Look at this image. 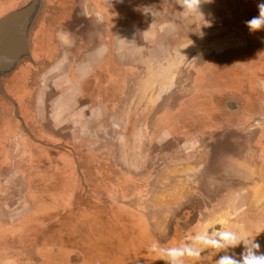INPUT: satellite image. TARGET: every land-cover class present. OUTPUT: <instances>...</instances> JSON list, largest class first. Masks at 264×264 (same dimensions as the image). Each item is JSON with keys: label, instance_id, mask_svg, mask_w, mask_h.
<instances>
[{"label": "crops", "instance_id": "crops-1", "mask_svg": "<svg viewBox=\"0 0 264 264\" xmlns=\"http://www.w3.org/2000/svg\"><path fill=\"white\" fill-rule=\"evenodd\" d=\"M65 1H72V10L65 20H59L56 27L57 30H66L60 40L61 47H58V53L63 54L59 57L47 55L43 66L37 68L41 70L39 78L28 82L29 86L30 83L35 85L32 94L35 95H30L29 100L42 101L39 107L36 104L38 112L35 113V123L40 125L46 121L42 128L44 124L50 125L52 135L61 130L62 135L74 140L80 136V129L76 126L78 123L73 128L65 117L58 120L54 116L62 107L68 110V107L86 105L82 115L92 126L88 129L89 133L99 132L109 141L111 133L110 129L107 131L108 125L116 121L121 124L124 116L129 117L131 123L132 117L139 116L134 110L154 108L177 87H185L184 78L189 76L191 62L202 60L204 64L201 69L208 70L201 76L196 67V78L192 81L191 89L186 87L184 90L191 93L195 100L186 99L180 104L178 112L164 111L154 118L149 125H155V129L147 130L142 139L146 143L147 153L138 155L149 157L159 136L163 134L169 137L160 138L164 142L159 154H152L154 165L151 171H147L153 174L152 183H161L159 189L164 190L168 186L170 190L169 199L165 196L162 202L172 210L169 219L191 223L182 231L178 227L171 230V238L161 247L162 256H158L155 263L166 264L164 252L171 249H179L183 253L184 264H217L226 255L242 261L247 251L243 241L219 249L215 245L198 244L195 238L207 234L211 242L219 239L225 231L247 236L246 210L264 205V161L258 159L264 157V71L260 75H252L250 69L246 71L252 65L260 68L257 62L264 61V56L248 57L249 62L244 55H235V51L248 46L252 40L264 42V30L253 32L248 25H239L246 15L245 0L202 3L201 11L205 19L212 21L210 27L200 26L202 22L206 23L201 14L188 16L182 12L183 8L177 0H60L58 12L65 7ZM252 3V10L259 16L260 0H252ZM93 31L95 36L92 35ZM218 61L227 63L218 65ZM68 65L76 71L73 81L78 87L63 95H55L58 83H52L53 76L62 75ZM178 68L179 73L176 72ZM236 68L244 71L242 76L235 77L231 73L230 77V74H226V71ZM91 70L95 73L103 70L104 78L101 81L93 80ZM215 73L226 76V80L219 81L221 84L214 80L210 85L198 80V77L202 80L203 76H215ZM177 76L178 84L172 85L173 81L168 78ZM86 82H93L98 87L83 93L79 86ZM236 95L239 98H235ZM76 96H80L79 103L73 105L71 99ZM216 99L226 103L219 101L217 104ZM167 101L170 102L169 98ZM145 102L147 104L143 105ZM235 103L243 110L232 111L239 117L237 119L232 117L234 115L224 114L230 110L228 107L234 108ZM188 109L205 111L209 119L203 122L202 113L200 117L192 119L187 116ZM212 114L219 116L218 123L211 122ZM17 123L18 120L15 125ZM53 124L61 127H53ZM82 138L90 139L88 136ZM124 140H128V136ZM176 140H181L183 148L176 146ZM191 142H195L194 147L187 148ZM176 147L183 151V154L177 155H184L188 159L173 163L172 157L178 152ZM119 168L121 172L124 171L122 165ZM168 174L170 178L165 180ZM175 176H180L182 183L170 186ZM121 190L123 194L124 187ZM141 190L139 187L137 191ZM220 190L225 192L220 193ZM212 192L213 199L210 200ZM226 205L229 207H224ZM233 205L235 209L230 208ZM138 206L144 208L143 202H139ZM155 207L151 208L154 209L152 212H146L148 216L145 217L150 221L157 220L156 216L160 214L154 213ZM226 208L230 210L226 212ZM178 233L180 238L175 240Z\"/></svg>", "mask_w": 264, "mask_h": 264}, {"label": "rangeland", "instance_id": "rangeland-1", "mask_svg": "<svg viewBox=\"0 0 264 264\" xmlns=\"http://www.w3.org/2000/svg\"><path fill=\"white\" fill-rule=\"evenodd\" d=\"M44 1L41 0L43 4ZM26 2L29 0H0V18ZM45 45L38 49L36 56L45 53ZM7 61L0 60V71L6 69ZM20 66L7 76H0V264H157L161 247L167 244L173 229L178 227L182 231L191 225L169 219L172 210L162 202L170 190L168 186L159 189L161 183H152L153 174L149 172L154 165L152 154H159L164 142L160 138L169 137L161 134L149 157L138 156L147 153L142 140L147 130L155 129V125L144 123L152 121L147 115L131 123L129 118L113 141L105 140L96 131L91 135L88 129L85 135L83 122H77L80 136L74 140L62 135L61 130L52 135L50 125L44 124L42 128L46 121L41 126L35 123L36 104L39 107L42 101L29 100L30 95H35H32L35 85L29 86L28 82L38 79L41 70H30L32 75L25 79V69ZM215 74L203 76L199 81L210 85L214 80L220 83L227 78ZM257 74L260 71L252 73ZM219 101L226 103L218 100L217 104ZM228 108L224 112L227 116L243 111L236 103L234 108ZM65 110L62 107L54 117L61 120ZM200 113L206 122L209 117L202 110L188 109L187 116L193 119L200 117ZM212 117V123L220 121L219 116L212 114ZM17 120L19 123L15 125ZM58 124L53 127H61ZM126 136L128 140H124ZM180 142L176 140V146L183 148ZM194 143L186 147L192 149ZM179 148L172 157L173 163L188 159L177 155L183 154ZM258 159L264 161V157ZM169 178L168 174L165 180ZM171 181L170 186L182 183L180 176L172 177ZM139 187L141 191H137ZM210 194L211 200L213 192ZM139 202H143L144 208L138 206ZM153 205L156 206L154 213L160 214L157 220L150 221L146 212H152ZM246 217L247 236H255L254 242L260 245L255 252L264 255V205L247 209ZM180 233L175 240L180 238Z\"/></svg>", "mask_w": 264, "mask_h": 264}, {"label": "flooded vegetation", "instance_id": "flooded-vegetation-1", "mask_svg": "<svg viewBox=\"0 0 264 264\" xmlns=\"http://www.w3.org/2000/svg\"><path fill=\"white\" fill-rule=\"evenodd\" d=\"M44 3L45 4H43L41 0H29V2H26L25 4H21L19 8L14 9L13 12L7 13V15L9 14H13V15L8 21H6L3 31L0 34V58L4 60L8 59V61L5 62L7 64L6 69H2L0 71V74H1L0 76H7L13 70L16 71L18 66L21 65L22 68L24 67L25 69V72L23 75H24V78L26 79L27 76H30L31 74L29 72L30 70H35L39 68L40 66H43V64L46 61V54L51 55L52 57L54 56L59 57L61 56V54H63V52L58 53V51L60 50L58 49V47H61L60 40L64 35V31L66 30L65 29L57 30L56 27H58L60 19L65 20L70 14L69 11L72 10V1L68 3L67 1H65V7H63V9L60 10L59 12H58V6L60 4V0H45ZM47 4L50 7L49 9L45 7ZM252 4H253L252 0H245V9H246L245 14L246 15L243 21H239L240 26L247 25V21H249L253 17L258 16V13L256 14L254 10H252L251 8ZM93 32H92V35L95 36L96 33L95 32L93 33ZM42 45L47 46V49L46 48L43 49L45 53H41V55L36 56L38 49ZM235 55L236 57L237 55H239L240 57L244 55L245 58H248V57L251 58L253 56L263 57L264 56V42L263 41L258 42V41L252 40L248 44V46L242 47L240 48V50L235 51ZM249 58L246 60L249 61L250 60ZM242 61L244 63L247 62L244 60ZM240 62L235 61V63H240ZM191 63H192L191 69L188 70V74H187L189 76L184 78L185 87L184 85L179 86L180 88L176 86L177 87L176 91L172 92L168 97H165V100L160 101L159 104H157L154 108H149V109L139 108L137 110H134L136 113L137 112L139 113V116L132 117V120L136 119L135 121H137L138 118L140 117L143 118L145 115H147L148 118L152 119L153 121L154 118L159 117L164 111L168 113L178 111L180 104L185 102L186 99L191 100V101L195 100L194 97L190 96L192 95L191 93L185 92L184 90L186 87L187 89H191L192 81H194V79L196 78L195 77L196 71H197L196 67L199 68L198 71H200L199 73L200 75L204 73V71L207 68L206 69L204 68V70L201 69V66H203L204 64L202 60H195ZM226 63H227L226 61L217 62L218 65H224ZM257 63L259 66L261 65L263 69L261 68V66L260 68H258V66L256 67L255 65L254 66L252 65L251 68H246L247 69L246 71H248V69H250L252 73H255L257 71L261 72L262 70L264 71V61H258ZM67 69L64 70L62 75L60 74L59 76L57 75L53 76L52 83H54L55 81L58 83L57 93L55 95L57 94L63 95L66 93V91H69V90L72 91L74 88L78 87L76 85V82L73 81L76 71H74L70 65H68ZM176 72L179 73L180 69L178 68ZM242 72L244 71L236 68L233 71L231 70H228V72L226 71V74H230L229 76L231 77V73H234L235 77H240L239 75L242 76ZM103 73H104L103 70L100 73H95L93 71L91 73V76L94 77L93 80L101 81L104 78V76L102 75ZM200 78L201 77H198V80ZM168 79H171V81H173L172 85L178 84V79H179L178 76L174 78H168ZM216 82L218 83V80ZM221 83L222 82H220L219 84ZM239 86L240 84H238V87ZM95 87H98V86L93 85V82H90V83L86 82L85 85L83 84L79 86L80 90L83 93L89 92V90ZM180 90H183V91H180ZM3 92H5L4 87H3ZM79 97L80 96H76V98L71 99L73 105L76 102L79 103ZM176 97L178 98L176 100H173ZM168 98L170 102L167 101ZM146 104L147 102L143 103V105H146ZM85 107L86 105H81L78 108L68 107V113L66 112L67 110H65V114L64 112L62 113V116L66 118L65 120L71 122L70 126H72L73 128L75 127L76 122H83V124L85 125V129L83 131L84 134L86 133L85 132L86 129H89V127H92L88 122H86L87 118H85V116L82 115L85 112ZM128 119L129 117L124 116L121 124L117 123L116 121L114 124H110V126L108 125L107 131L110 129V133H111V135L108 136L110 139L109 141H113L116 139V135L120 133V131L122 130V126L128 124L127 123ZM112 121L114 120H111V122ZM148 122L146 123L147 125L151 123V121H148Z\"/></svg>", "mask_w": 264, "mask_h": 264}, {"label": "clouds", "instance_id": "clouds-1", "mask_svg": "<svg viewBox=\"0 0 264 264\" xmlns=\"http://www.w3.org/2000/svg\"><path fill=\"white\" fill-rule=\"evenodd\" d=\"M215 0H177L183 8L184 13L188 16H195L201 14L206 23H201L204 26H211L212 21L205 19L203 12L201 11V4H212ZM259 16L253 17L247 21V25L250 31L264 30V0H260L258 4ZM203 35V33H200ZM255 237V236H254ZM253 236H241L237 232L225 231L220 234L219 239H213L211 242L207 238V234H201L195 238L196 243L204 245H215L219 249H225L229 245L235 246L241 241L247 246L246 254L243 255L242 261L234 260L229 256H224L217 261V264H264V255H257L255 250L259 249L260 245L254 242ZM166 264H184L183 253L179 249L166 250L164 252Z\"/></svg>", "mask_w": 264, "mask_h": 264}, {"label": "water", "instance_id": "water-1", "mask_svg": "<svg viewBox=\"0 0 264 264\" xmlns=\"http://www.w3.org/2000/svg\"><path fill=\"white\" fill-rule=\"evenodd\" d=\"M13 14H9L0 19V34L3 31L6 21H8Z\"/></svg>", "mask_w": 264, "mask_h": 264}]
</instances>
